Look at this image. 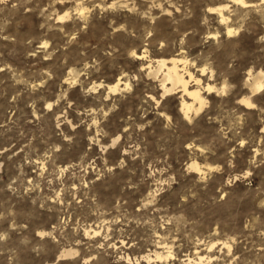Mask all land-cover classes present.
<instances>
[{"label": "rangeland", "instance_id": "374dc122", "mask_svg": "<svg viewBox=\"0 0 264 264\" xmlns=\"http://www.w3.org/2000/svg\"><path fill=\"white\" fill-rule=\"evenodd\" d=\"M249 1L0 0V264H264ZM176 54L207 98L191 118L143 68Z\"/></svg>", "mask_w": 264, "mask_h": 264}, {"label": "bare ground", "instance_id": "6f19581e", "mask_svg": "<svg viewBox=\"0 0 264 264\" xmlns=\"http://www.w3.org/2000/svg\"><path fill=\"white\" fill-rule=\"evenodd\" d=\"M232 1L246 8L247 7L250 8V6L253 5V3L249 0H232ZM208 8L209 10L212 11L218 10L221 17L220 19L222 21H227L230 18L226 16L224 13V9L228 8V4L225 5L223 4L219 7H208ZM66 14L61 15L59 18L61 19L65 18L67 16ZM235 30L236 29L230 26V24L227 25L228 34H232L233 32H235ZM135 55L139 58L143 56V54L141 53H135ZM143 68L147 69L148 71L147 74L149 76H152L153 78H157L160 80L162 97H164L167 94L176 93V92H180L182 94L180 111L186 118H191V115L193 113H198L207 103L206 95H204L202 91L203 87L201 85L202 82L201 77L194 75L192 70H190V68H188L187 66V60L183 57L178 56V54L168 58L160 57L157 58L155 61L150 60L148 63L143 65ZM120 82H121V78H119L117 82L112 84L110 86V89L112 90L119 89ZM192 82L194 83L192 84ZM244 84L248 89L247 91L248 94L244 96L242 95V97L240 98V102L244 104L246 107H253L255 103L252 97L257 92L264 89V68L261 67L256 70H252V69L248 70V74L246 76ZM127 86H129V83H126V87ZM216 87L217 86L215 85L213 86L210 83H208L205 86V88L209 91H212L213 89L215 90ZM192 167L199 171L202 170L198 162L195 161L192 163ZM224 243L227 242L224 241ZM214 244L215 243L213 242L211 243L212 246ZM73 252H74L73 249H67L64 250L63 255H69L72 254ZM156 256L159 258H162L163 256L169 257L170 253H167L165 255L164 252L156 251Z\"/></svg>", "mask_w": 264, "mask_h": 264}]
</instances>
